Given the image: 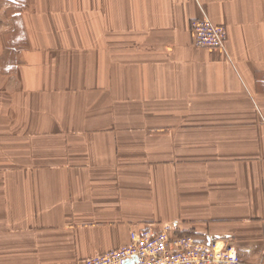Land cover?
<instances>
[{
    "label": "crops",
    "instance_id": "0c3cea01",
    "mask_svg": "<svg viewBox=\"0 0 264 264\" xmlns=\"http://www.w3.org/2000/svg\"><path fill=\"white\" fill-rule=\"evenodd\" d=\"M160 222L264 264V0H0V264Z\"/></svg>",
    "mask_w": 264,
    "mask_h": 264
},
{
    "label": "built area",
    "instance_id": "2783aa9c",
    "mask_svg": "<svg viewBox=\"0 0 264 264\" xmlns=\"http://www.w3.org/2000/svg\"><path fill=\"white\" fill-rule=\"evenodd\" d=\"M189 32L196 47L224 48L226 28L207 18L190 20ZM78 264H241V257L230 238L200 240L163 222L131 229L125 244Z\"/></svg>",
    "mask_w": 264,
    "mask_h": 264
},
{
    "label": "bare ground",
    "instance_id": "6f19581e",
    "mask_svg": "<svg viewBox=\"0 0 264 264\" xmlns=\"http://www.w3.org/2000/svg\"><path fill=\"white\" fill-rule=\"evenodd\" d=\"M220 246V242L216 243V248H218Z\"/></svg>",
    "mask_w": 264,
    "mask_h": 264
},
{
    "label": "rangeland",
    "instance_id": "374dc122",
    "mask_svg": "<svg viewBox=\"0 0 264 264\" xmlns=\"http://www.w3.org/2000/svg\"><path fill=\"white\" fill-rule=\"evenodd\" d=\"M160 223H163V222H160Z\"/></svg>",
    "mask_w": 264,
    "mask_h": 264
}]
</instances>
